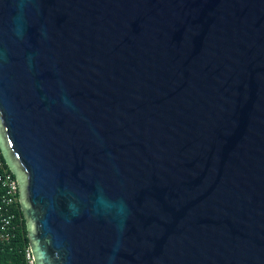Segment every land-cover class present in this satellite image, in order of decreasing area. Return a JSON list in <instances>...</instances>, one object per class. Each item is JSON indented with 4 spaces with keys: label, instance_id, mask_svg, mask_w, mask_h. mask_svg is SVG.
Instances as JSON below:
<instances>
[{
    "label": "water",
    "instance_id": "95a60500",
    "mask_svg": "<svg viewBox=\"0 0 264 264\" xmlns=\"http://www.w3.org/2000/svg\"><path fill=\"white\" fill-rule=\"evenodd\" d=\"M0 152L32 264H264V0H0Z\"/></svg>",
    "mask_w": 264,
    "mask_h": 264
},
{
    "label": "built area",
    "instance_id": "2783aa9c",
    "mask_svg": "<svg viewBox=\"0 0 264 264\" xmlns=\"http://www.w3.org/2000/svg\"><path fill=\"white\" fill-rule=\"evenodd\" d=\"M18 199V190L12 173L4 166V160L0 152V241L5 245H11L20 229L21 218L12 209ZM25 264H32L34 258L30 246L21 248Z\"/></svg>",
    "mask_w": 264,
    "mask_h": 264
},
{
    "label": "trees",
    "instance_id": "16d2710c",
    "mask_svg": "<svg viewBox=\"0 0 264 264\" xmlns=\"http://www.w3.org/2000/svg\"><path fill=\"white\" fill-rule=\"evenodd\" d=\"M13 175V174H12ZM21 218L20 229L11 245H5L0 241V264H25L21 248L28 245L25 220L19 206V202L12 208Z\"/></svg>",
    "mask_w": 264,
    "mask_h": 264
},
{
    "label": "flooded vegetation",
    "instance_id": "af4514ba",
    "mask_svg": "<svg viewBox=\"0 0 264 264\" xmlns=\"http://www.w3.org/2000/svg\"><path fill=\"white\" fill-rule=\"evenodd\" d=\"M17 201L19 202V197H18ZM19 206H20V204H19ZM20 209H21V207H20ZM23 217H24V216H23ZM24 220H25V218H24ZM25 224H26V220H25Z\"/></svg>",
    "mask_w": 264,
    "mask_h": 264
}]
</instances>
